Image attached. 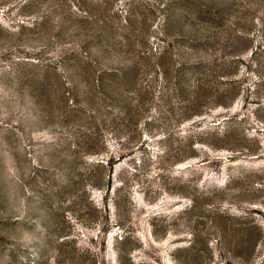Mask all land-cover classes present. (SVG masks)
I'll return each mask as SVG.
<instances>
[{
	"label": "rangeland",
	"instance_id": "1",
	"mask_svg": "<svg viewBox=\"0 0 264 264\" xmlns=\"http://www.w3.org/2000/svg\"><path fill=\"white\" fill-rule=\"evenodd\" d=\"M0 264H264V0H0Z\"/></svg>",
	"mask_w": 264,
	"mask_h": 264
}]
</instances>
